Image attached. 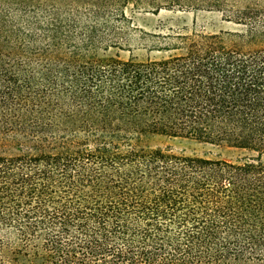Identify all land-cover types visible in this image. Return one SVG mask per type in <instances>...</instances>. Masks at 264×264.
Segmentation results:
<instances>
[{"label":"trees","instance_id":"16d2710c","mask_svg":"<svg viewBox=\"0 0 264 264\" xmlns=\"http://www.w3.org/2000/svg\"><path fill=\"white\" fill-rule=\"evenodd\" d=\"M130 5L241 28L107 56ZM0 264H264V0H0Z\"/></svg>","mask_w":264,"mask_h":264},{"label":"rangeland","instance_id":"374dc122","mask_svg":"<svg viewBox=\"0 0 264 264\" xmlns=\"http://www.w3.org/2000/svg\"><path fill=\"white\" fill-rule=\"evenodd\" d=\"M125 15L130 20L128 42L121 49H110L106 55H117L121 59L159 58L165 55L164 49L172 42L168 36L183 32L184 29L203 30L204 32L235 31L241 27L222 20L217 12H179L160 11L158 14L144 13L126 9ZM140 146L144 149H170L172 152L188 156L207 157L237 162L249 155L246 152L216 147L198 143L194 140L179 137H166L157 134H148L140 138Z\"/></svg>","mask_w":264,"mask_h":264}]
</instances>
